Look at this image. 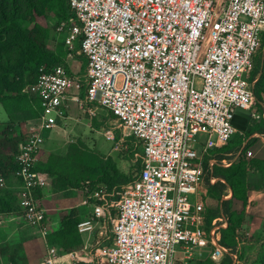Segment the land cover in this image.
<instances>
[{"label": "built area", "instance_id": "built-area-1", "mask_svg": "<svg viewBox=\"0 0 264 264\" xmlns=\"http://www.w3.org/2000/svg\"><path fill=\"white\" fill-rule=\"evenodd\" d=\"M69 4L74 17L57 23L56 31L68 59L87 60L88 96L80 107L93 116L113 114L142 147L141 174L123 188L115 205L118 216L112 218V204L102 196V203L91 205V217L79 222V233L91 236L100 221H112V245L103 250L106 264H189L198 249H211L215 264L227 256L242 264L239 247L235 251L222 244L228 216L215 218L206 229L204 200L217 181L214 167L233 163L219 160L213 151L239 132L232 125L235 109L251 111L252 120L264 118L250 82L254 57L264 47V0ZM80 81L58 65L42 69L30 87L43 112L16 155L17 207L44 238L49 229L37 191L42 193L50 176L38 170L40 156L46 135L66 119L67 100L81 91ZM254 138L264 143L261 133L244 145ZM7 188L0 175V190ZM237 234L243 245L248 233L239 229ZM180 253L187 261L181 262ZM72 255L49 245L39 264H93L73 262Z\"/></svg>", "mask_w": 264, "mask_h": 264}, {"label": "trees", "instance_id": "trees-1", "mask_svg": "<svg viewBox=\"0 0 264 264\" xmlns=\"http://www.w3.org/2000/svg\"><path fill=\"white\" fill-rule=\"evenodd\" d=\"M47 12L58 17L57 23L74 17L69 0H0V105L10 120L8 123H0V175L7 181L11 178L15 180L19 168L16 155L26 135H21V132L15 130L16 120H39L43 112L40 99L31 95L30 87L37 82L42 69L50 70L60 64L65 65L71 72L67 64H62L68 54L65 42L62 41L65 51L63 47L55 52L48 49L50 29L43 20ZM85 67L87 60L84 61L83 69ZM34 72L37 77L29 83L27 77ZM255 77L256 71H253L250 82H254ZM256 83L258 86H264V76L261 75ZM87 89L88 87L82 98L87 99ZM254 95L257 105L260 106V93L254 90ZM263 108L256 109L263 112ZM261 133H264V118L260 121L253 120L247 132L239 131L240 137L237 140L233 141L232 138L228 145L218 150L219 160L227 158L233 160V163L229 167H214L212 176L217 181L209 185L205 197L206 229H210L215 218L228 216L229 224L222 231V244L235 251L238 247L241 248V237L237 230L244 222L245 213L238 212L234 205L236 202H242L246 206L251 192L264 193V159L252 158L249 150L250 143L256 138L244 145L245 140ZM232 152L236 155L240 152L236 160L231 158ZM38 170L52 178L57 195L71 194L77 190L86 194L90 204L102 203V196H105L113 205L122 199L123 188L138 179L141 174L140 172L138 177L131 179L129 174L118 168L113 158H105L95 153L81 140L69 144L64 153L42 152ZM16 186L0 190V220L3 216L20 214ZM228 189L231 192L230 198ZM114 190L118 195L116 198L111 197ZM37 197L41 198L40 191H37ZM115 211L113 219L118 216L117 210ZM84 217L89 215L82 214L78 208H72L61 220L59 229L48 236V243L58 246L66 253L82 250L83 241L78 224ZM108 223L105 219L102 220L96 237L97 244L108 237ZM262 242L254 264H264V241ZM21 247L19 244L18 248ZM206 250L209 251V257L198 260L196 264H215L210 258L211 249ZM240 250L237 255L242 261L243 251L240 253ZM231 260L232 258L227 256L223 264H229ZM24 261L26 264V259Z\"/></svg>", "mask_w": 264, "mask_h": 264}, {"label": "rangeland", "instance_id": "rangeland-1", "mask_svg": "<svg viewBox=\"0 0 264 264\" xmlns=\"http://www.w3.org/2000/svg\"><path fill=\"white\" fill-rule=\"evenodd\" d=\"M45 23L46 26L50 29V37L47 41L48 49L52 52L57 51L58 48L63 47L62 37L56 31V26L58 22V17L53 15L52 13L47 12L45 14ZM65 63L67 64L72 73L78 75L80 78V82L82 85L80 92H75L73 95L74 101L71 106L67 109V116L65 120H61L59 122V127L54 132H49L50 134L47 137V140L44 144L48 145L49 149L54 150L56 153H64L69 144L81 140L84 142L86 146L92 149L95 153L100 154L105 158H113L116 162L118 168L129 174L131 179L139 176L142 170V147L140 143H138L135 138L128 135V131L124 130L122 126L118 123L116 118L111 114H107L104 111H100L96 116L91 115L86 109H83L79 105V101H85L86 98H82L85 94L86 88L88 87L86 80L87 77V67L83 69L84 61L86 60L82 56H75L74 59H68V57L64 58ZM60 65V64H59ZM47 66V65H44ZM49 67V66H47ZM252 75V74H251ZM37 77L36 72L30 74L27 77L29 83H32ZM17 81H21L20 79H16ZM123 79H119V87L121 86ZM27 87V86H26ZM253 89L260 93L262 98V103L257 105L256 108L264 107V86H258L257 83L253 84ZM98 107V106H97ZM6 112L3 107L0 106V120L4 121L6 117ZM255 121H260V119H253ZM252 120V121H253ZM251 121V122H252ZM15 130L21 132V135L27 134L29 131L35 128L38 123V120L27 121L24 120H16L15 122ZM240 137L238 133L233 137V141L237 140ZM44 148V147H43ZM221 150V149H220ZM252 153V158H263L264 159V143L260 141V139H255L250 143V149ZM43 151V149H42ZM213 153L216 156L219 155L220 151L215 150ZM231 158L237 159L235 152H232L230 155ZM206 154L204 155V160L206 163ZM17 180L9 179L7 181L8 186L15 187L17 184ZM18 186V185H17ZM16 186V187H17ZM75 193L68 201H64V208L75 207L82 211V214H88L91 217V205L88 201V197L82 191L75 190ZM252 198H256L255 200V208L251 209V213L256 212H264V195L259 193L252 194ZM257 196V197H254ZM118 195L116 190L113 191L111 197L116 198ZM207 196V195H206ZM109 204H112L107 199ZM205 203V200H204ZM253 203V202H252ZM116 204H112L111 214L112 218H114V213L116 212ZM78 206V207H76ZM69 208V209H70ZM206 208V204H205ZM66 210L65 212H69L70 210ZM22 215L21 212H19ZM108 223V237L99 244H97L96 237L97 233L102 226V221L100 224L98 223L93 231L92 235L88 234L81 235L83 241V249L78 251H72L70 253H66L64 250H61V254H73L72 261L73 262H92L93 264H106L105 256L103 255V250L112 245L113 233H112V221L106 220ZM262 237V235H260ZM252 237L251 239H245L244 245L241 246L240 253L243 251L242 264H254V260L257 258V252L260 248L261 244L264 241V238ZM2 239L0 240V264H25V258L19 253L18 245L19 242H15V240L11 239V243H8L9 240ZM242 241V239H241ZM258 242L254 245L255 242ZM40 242V241H39ZM48 245H51L50 243ZM56 246V245H55ZM48 249V246H46ZM196 250H193L194 254ZM195 258V255H194ZM193 257L189 260V264H196V261ZM179 259L181 262L187 261L184 255H180ZM198 262V261H197Z\"/></svg>", "mask_w": 264, "mask_h": 264}, {"label": "crops", "instance_id": "crops-1", "mask_svg": "<svg viewBox=\"0 0 264 264\" xmlns=\"http://www.w3.org/2000/svg\"><path fill=\"white\" fill-rule=\"evenodd\" d=\"M263 39H264V33H263ZM62 41H64L63 37H62ZM253 71H256V77L253 82L255 84L261 75L264 76V47L261 48V50L254 57ZM73 99L74 97L72 96L71 98L67 100L68 106L72 105L74 101ZM6 115H7L6 116L7 118L4 121L0 120V123H8L10 121L7 113ZM58 127L59 125H57V127H55L53 131L51 132H54ZM49 134L50 133L46 135V140ZM47 146L48 145L44 146L42 152L50 151V152L56 153L54 150L49 149V147ZM56 154H60V153H56ZM254 193H259V194L264 195V193H261V192H251L249 195V202L246 206H244L242 202H236L234 205V208L238 212L244 211L245 213L244 222L238 228V230L239 229L245 230L248 233V236L246 239H251L252 237L259 238L260 235H262V237L260 238L263 239L264 238V212H256V213L250 212L253 207L255 208V204H256L255 203L256 198H252L253 197L252 194ZM74 194L75 193L73 192L71 194H64V193L63 194L59 193L58 195L55 194L54 187H53V180L50 177L49 184L42 191L41 198H40L45 208V211H46V220H47V225L49 229V235H51L52 233H54L55 231L59 229L61 220L70 212V211L65 212V209L68 210L70 207L64 208L63 203L64 201H68ZM254 197H257V196L254 195ZM72 208H75V207H71L69 210H71ZM4 238L9 240L8 243H11L10 240L13 239L15 240L16 243L19 242L22 245L21 249L19 250V253L26 259V264H39L46 254V251H47L46 246H49L48 239L42 237L40 231L37 228L28 226L23 216H21L20 214L7 215L1 218L0 220V240ZM257 243L258 242L256 241L254 245H256ZM181 254L184 255L183 253H180V255ZM194 255H195V258H194ZM192 257L197 261L205 260L206 258L209 257V251L206 249H198L195 251L194 254L192 253L191 259ZM197 261L196 263H198ZM231 262L229 264H234L233 259L231 260Z\"/></svg>", "mask_w": 264, "mask_h": 264}, {"label": "water", "instance_id": "water-1", "mask_svg": "<svg viewBox=\"0 0 264 264\" xmlns=\"http://www.w3.org/2000/svg\"><path fill=\"white\" fill-rule=\"evenodd\" d=\"M252 120L251 111L236 108L233 114L232 125L240 132H247Z\"/></svg>", "mask_w": 264, "mask_h": 264}]
</instances>
